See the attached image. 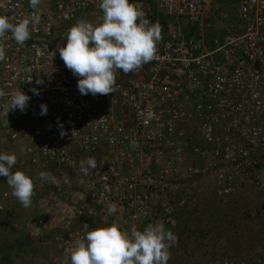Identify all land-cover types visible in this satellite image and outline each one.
<instances>
[{
  "label": "built area",
  "instance_id": "1",
  "mask_svg": "<svg viewBox=\"0 0 264 264\" xmlns=\"http://www.w3.org/2000/svg\"><path fill=\"white\" fill-rule=\"evenodd\" d=\"M219 1L131 0L160 27L155 57L136 71L117 70L114 93L82 95L57 48L77 21L101 19L99 0H40L36 9L29 0H0V15L12 22L40 18L23 44L10 32L0 36V106L18 88L30 97L25 111L9 110L8 123L0 116V151L17 156L13 168L28 159L38 187L52 184L35 225L37 235L52 232L51 264H70L85 224L128 232L174 226L205 189L225 200L264 188V0H237L241 29L217 35ZM88 157L97 166L85 174ZM15 201L0 179V213ZM201 264H264V251Z\"/></svg>",
  "mask_w": 264,
  "mask_h": 264
},
{
  "label": "clouds",
  "instance_id": "2",
  "mask_svg": "<svg viewBox=\"0 0 264 264\" xmlns=\"http://www.w3.org/2000/svg\"><path fill=\"white\" fill-rule=\"evenodd\" d=\"M40 0H29L36 9ZM102 17L97 23L79 20L70 26L64 35L65 43L57 51L65 66L77 79V88L82 95L114 93L117 70L129 73L149 63L156 55L157 42L161 39L160 27L144 18L131 0H99ZM39 15L33 14L12 22L0 15V36L6 32L11 38L23 44L30 38V26L39 23ZM54 55V53H53ZM5 50L0 46V60ZM27 80H31L27 79ZM36 85L42 83L37 78ZM33 95H39L37 87L30 88ZM4 93L0 92V96ZM30 97L16 89L7 102L0 106V116L6 118L9 110L25 111ZM40 114H47V106L40 105ZM60 135L66 133L60 126ZM17 162L14 153L0 151V176L6 178L12 195L24 206L32 203L33 179L22 170L13 171ZM97 166L94 157L80 162V169L87 174ZM47 180L48 174H38ZM109 213L116 212L110 205ZM177 242L176 235L166 229L162 222L150 224L143 230L132 228L130 232L121 230L119 225L108 224L89 229L84 225V235L77 239L69 250L70 264H168L169 249Z\"/></svg>",
  "mask_w": 264,
  "mask_h": 264
},
{
  "label": "rangeland",
  "instance_id": "3",
  "mask_svg": "<svg viewBox=\"0 0 264 264\" xmlns=\"http://www.w3.org/2000/svg\"><path fill=\"white\" fill-rule=\"evenodd\" d=\"M159 12L163 14L161 8ZM215 12L217 24L212 29L214 34L241 29L236 17L237 0L219 1ZM15 118L20 120L27 118V115H17ZM21 148L18 145L15 150L24 152ZM23 155L28 158L27 153ZM27 160L25 167L12 170H22L34 180ZM33 183L29 207H24L17 200L0 213V264L52 263L55 253L49 238L52 232L37 235L35 225L42 210L40 198L53 188L50 183L41 187H38L39 182ZM178 216L174 226H165L177 237V242L169 249L168 264H201L210 258L264 251V188H250L245 194L225 200L215 198L205 189Z\"/></svg>",
  "mask_w": 264,
  "mask_h": 264
},
{
  "label": "trees",
  "instance_id": "4",
  "mask_svg": "<svg viewBox=\"0 0 264 264\" xmlns=\"http://www.w3.org/2000/svg\"><path fill=\"white\" fill-rule=\"evenodd\" d=\"M4 178H5V177L0 176V179L4 180ZM184 210H186V209H184ZM178 215H179V214H178ZM178 215H177V217H180V216H178Z\"/></svg>",
  "mask_w": 264,
  "mask_h": 264
}]
</instances>
